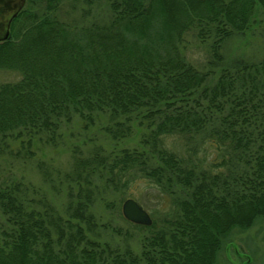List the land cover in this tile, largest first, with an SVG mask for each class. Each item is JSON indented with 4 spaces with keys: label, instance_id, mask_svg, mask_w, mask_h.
Masks as SVG:
<instances>
[{
    "label": "trees",
    "instance_id": "1",
    "mask_svg": "<svg viewBox=\"0 0 264 264\" xmlns=\"http://www.w3.org/2000/svg\"><path fill=\"white\" fill-rule=\"evenodd\" d=\"M67 1L27 0L0 41V69L21 75L0 86V157H48L74 126L109 147H71L52 195L0 183V264H218L264 219V59L223 55L264 0H108L109 20L86 25L59 18ZM188 36L209 46L212 69L189 60ZM141 184L169 209L136 225L147 231L136 252L105 240L121 233L94 206L101 189Z\"/></svg>",
    "mask_w": 264,
    "mask_h": 264
},
{
    "label": "rangeland",
    "instance_id": "2",
    "mask_svg": "<svg viewBox=\"0 0 264 264\" xmlns=\"http://www.w3.org/2000/svg\"><path fill=\"white\" fill-rule=\"evenodd\" d=\"M26 5L27 0L24 7ZM108 5V0L94 1L93 3L79 0L74 4L68 0L57 15L62 20L79 25H86L94 21L104 23L111 17ZM255 20L256 22L248 31L244 34H236L226 42L223 49L225 63H233L240 58L249 62H259L264 59V10L261 7L257 8ZM187 41L189 60L201 69H212V65L209 64L211 61L209 46L201 44L189 36ZM20 79L19 72L0 69V86L6 83H15ZM65 137L67 146L70 148L48 150L46 151L48 157L37 156L34 160L14 159L6 155L0 157V183L9 180H25L32 182L43 192L52 195L54 190L50 181L53 179L58 181L57 171H60V176L63 179L65 174L71 170L73 162L71 147L78 146L87 153L96 143V138L98 143L109 147L99 130L92 129L89 132H84L80 126H74L70 127V131H65ZM123 146L125 144L118 145V147ZM39 160L46 162L44 168L50 174L49 180L42 172L43 170L41 171L38 167ZM101 193L104 198L101 199L98 196L94 211L101 222L113 226L121 233L112 235L110 232L102 230L103 237L118 246H130L136 252L139 251L142 238L147 231L137 227L140 225L136 226L124 217L122 210L124 202L130 198L136 200L152 219L158 222L164 218L169 209V201L166 197L162 196L157 189L143 184L135 189L132 188L126 194L106 192L103 189H101ZM107 203L110 205L108 206ZM57 204L62 207L63 199H57ZM232 240V243L225 248L224 253L220 256L218 264H241L245 254L256 255L258 252L264 251V219L245 232H238ZM257 264L259 263L257 262Z\"/></svg>",
    "mask_w": 264,
    "mask_h": 264
},
{
    "label": "water",
    "instance_id": "3",
    "mask_svg": "<svg viewBox=\"0 0 264 264\" xmlns=\"http://www.w3.org/2000/svg\"><path fill=\"white\" fill-rule=\"evenodd\" d=\"M26 0H0V41L10 37L11 23ZM123 215L131 223L150 227L153 219L150 214L134 199H127L123 204Z\"/></svg>",
    "mask_w": 264,
    "mask_h": 264
},
{
    "label": "flooded vegetation",
    "instance_id": "4",
    "mask_svg": "<svg viewBox=\"0 0 264 264\" xmlns=\"http://www.w3.org/2000/svg\"><path fill=\"white\" fill-rule=\"evenodd\" d=\"M244 261L241 264H264V251L258 252L256 255L245 254L242 258Z\"/></svg>",
    "mask_w": 264,
    "mask_h": 264
}]
</instances>
